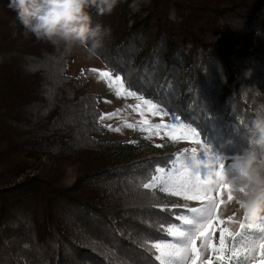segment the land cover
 <instances>
[{
    "label": "trees",
    "instance_id": "trees-1",
    "mask_svg": "<svg viewBox=\"0 0 264 264\" xmlns=\"http://www.w3.org/2000/svg\"><path fill=\"white\" fill-rule=\"evenodd\" d=\"M0 0V264H160L179 221L145 189L167 145L106 138L100 93L73 54L38 40ZM110 32L94 54L125 88L231 158L264 105V0H119L90 9ZM175 14V20L169 18ZM264 215V214H261Z\"/></svg>",
    "mask_w": 264,
    "mask_h": 264
},
{
    "label": "snow or ice",
    "instance_id": "snow-or-ice-1",
    "mask_svg": "<svg viewBox=\"0 0 264 264\" xmlns=\"http://www.w3.org/2000/svg\"><path fill=\"white\" fill-rule=\"evenodd\" d=\"M90 71L98 72L97 69ZM98 78L105 80L109 88L115 89L117 97H135L142 101V104L134 106V110L150 107L154 115L160 114L161 110H158L151 101L127 91L119 76L113 78L112 73L99 71ZM113 115L115 113L102 115L101 121ZM128 127H133V125L129 124ZM152 127L157 130L164 129L166 134L174 140H185L191 137L194 143L201 144V140L197 138L199 133L194 128L183 124H156ZM115 130L119 131V129ZM156 134L159 135V132ZM204 153L207 159L202 165L200 161H196V150L193 149L191 168L185 166L178 156L173 165L174 171L157 168V174L152 177L151 183L143 184L145 189L158 187L160 191L180 196L185 201L200 202L199 207H187V214L175 216L180 226L173 224L165 229L166 234L172 237L171 241L156 242L150 245L156 253L155 259L160 264H257L258 261L264 264V236L246 247H236L232 243L239 230L245 227V222L248 228L257 229L261 233H264V224H253L246 216L243 221H236L231 216L227 221L218 218L219 209L224 203L219 197L227 194V200L230 201L232 199L231 188L226 182L223 165L219 161H214L213 157L208 154V150ZM201 167L207 170L203 175ZM233 224L237 225L235 230L231 227ZM217 231L218 238L214 235Z\"/></svg>",
    "mask_w": 264,
    "mask_h": 264
},
{
    "label": "clouds",
    "instance_id": "clouds-1",
    "mask_svg": "<svg viewBox=\"0 0 264 264\" xmlns=\"http://www.w3.org/2000/svg\"><path fill=\"white\" fill-rule=\"evenodd\" d=\"M119 0H9L8 8L27 32L38 40L62 43L65 54L83 47L94 55L110 30L93 25L90 9L97 14H111ZM175 20V14L170 13ZM246 146L234 153V175L227 179L232 199L224 212L246 216L249 222L264 214V105L259 106L247 128Z\"/></svg>",
    "mask_w": 264,
    "mask_h": 264
},
{
    "label": "rangeland",
    "instance_id": "rangeland-1",
    "mask_svg": "<svg viewBox=\"0 0 264 264\" xmlns=\"http://www.w3.org/2000/svg\"><path fill=\"white\" fill-rule=\"evenodd\" d=\"M72 54L73 61L69 66V73L76 75L79 72H82L87 76L90 91L100 93V95L102 96L100 108L103 116L115 113V115L102 121V123H104L107 128L106 138L144 142L145 145L149 147V149H152V147L158 145H167L175 155L174 163H176L177 157L180 156L183 164L189 168H191L193 164V149L196 150L195 159L196 161H200L201 165L207 159V156L204 152L208 150V154L213 157L214 161H219V163L223 165V172L226 180L230 179L234 175V169L230 162L232 157L227 158L219 155L211 148L210 143L205 138L201 137L200 134L197 138L201 140V144H196L193 142V139L191 137L185 140H174L170 135L166 134V131L164 129H155L152 126L156 124L179 125L183 123L180 122L176 116L171 114L164 115V113H162L161 111L160 114L154 115L150 107H142L140 109L134 110V106H136L137 104H142V101L137 100L135 97H117L115 95V89L109 88L105 80L98 78L99 71L109 72V70L105 67V65L99 58L95 57L94 55H90L83 47H74L72 50ZM91 69H97L98 72H92L90 71ZM127 91L130 90L127 89ZM143 99L148 100L146 98ZM151 103L154 104L153 102ZM154 105L158 110H160L156 104ZM129 124L133 125V127H128ZM185 126L194 128L191 125ZM115 129H119V131H116ZM194 129L198 132L196 128ZM157 132H159V135L156 134ZM181 154L183 155L181 156ZM218 166L219 165H217V167ZM164 169L174 171L173 167ZM200 170L202 175L207 171L203 167H201ZM151 181L152 179L147 183H151ZM154 189L158 191L160 190L158 187ZM164 193L169 207H179L178 209L180 214H187V207L200 206L199 201H185L180 196L171 195L170 193L166 192ZM219 199L223 200L224 203L221 204V207L219 209L220 216L218 218H222L227 221L229 215L224 212V208L228 201L227 194L220 196ZM230 216L233 217V219L236 221H243L245 219V216L237 215L236 213H232ZM251 223L263 224L264 219L258 216L255 221ZM176 225L180 226V222H178ZM231 227H233V230H235L237 225L233 224L231 225ZM214 235L218 238V231ZM262 236H264V233H261L257 229L248 228L247 222H245V227L239 230L238 234L232 240V243L236 247H246L255 243ZM171 240L172 237L168 236L167 239L158 242H169ZM257 264H260V262L258 261Z\"/></svg>",
    "mask_w": 264,
    "mask_h": 264
},
{
    "label": "built area",
    "instance_id": "built-area-1",
    "mask_svg": "<svg viewBox=\"0 0 264 264\" xmlns=\"http://www.w3.org/2000/svg\"><path fill=\"white\" fill-rule=\"evenodd\" d=\"M260 216V218H263L264 219V215H259ZM264 224V223H263Z\"/></svg>",
    "mask_w": 264,
    "mask_h": 264
}]
</instances>
